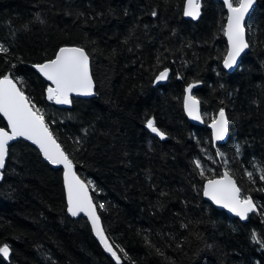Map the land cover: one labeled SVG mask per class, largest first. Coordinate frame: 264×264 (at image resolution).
Segmentation results:
<instances>
[{
  "label": "trees",
  "instance_id": "obj_1",
  "mask_svg": "<svg viewBox=\"0 0 264 264\" xmlns=\"http://www.w3.org/2000/svg\"><path fill=\"white\" fill-rule=\"evenodd\" d=\"M184 2L0 0V77L8 72L41 110L122 264H264V0L246 20L249 47L232 72L222 66L224 4L201 0L193 21ZM63 45L89 55L93 95L57 105L33 65ZM190 84L202 125L183 111ZM221 109L228 138L213 144L209 124ZM149 119L164 139L149 132ZM224 170L256 203L244 221L202 196L203 183ZM61 174L31 144L9 145L0 246L10 253L0 264H115L86 218L68 215Z\"/></svg>",
  "mask_w": 264,
  "mask_h": 264
},
{
  "label": "snow or ice",
  "instance_id": "obj_2",
  "mask_svg": "<svg viewBox=\"0 0 264 264\" xmlns=\"http://www.w3.org/2000/svg\"><path fill=\"white\" fill-rule=\"evenodd\" d=\"M254 2L255 0H237L234 4L232 0H224V5L229 13L227 26L224 29V34L228 39V51L223 60L226 69H231L241 53L249 47V43L245 39L244 19ZM200 9V0H187L184 15L195 20L200 16ZM155 14L153 12V15ZM0 52H7V49L0 46ZM33 67L50 82V86L47 87V99L54 101L57 105L70 104L69 97L73 93L77 96L93 95V80L89 74V55L82 47H60L53 59L34 64ZM167 78L168 70L165 69L155 79L159 82ZM193 87L195 85L190 84L186 88L188 95L184 98V108L192 119H200V102L191 95ZM0 115L6 119L8 129H10V131H6L4 128H0V169L5 167L10 141L22 137L38 146L46 161L52 165L63 166L68 213L73 217L80 213L86 215L105 251L113 256L116 264H120V257L113 251L100 226V219L96 214L87 186L73 171L72 159L54 139L41 110L17 87V82L9 75H3L0 78ZM226 125L225 112L221 109L218 117L213 118L209 125L213 129L214 140L224 139L228 130ZM146 127L161 139L165 138L164 133L159 130L152 119L147 120ZM196 167H201L199 162H196ZM248 175L251 177L252 173H248ZM204 195L216 204L227 208L241 220L246 219L249 213L256 211L253 200L241 196L240 188L237 187L236 182L227 171L220 179L208 180L204 186ZM252 239L255 243H261L255 233H253ZM9 253L10 249L7 244L0 246V256L7 259Z\"/></svg>",
  "mask_w": 264,
  "mask_h": 264
},
{
  "label": "water",
  "instance_id": "obj_3",
  "mask_svg": "<svg viewBox=\"0 0 264 264\" xmlns=\"http://www.w3.org/2000/svg\"><path fill=\"white\" fill-rule=\"evenodd\" d=\"M220 1L224 4V0H220ZM186 3H187V0H185L184 5H183V14H184V9H185ZM200 4H201V0H200ZM255 4H256V0H255V2H254V4H253L252 8H250V9H249V12L245 15V19H244V27H245L246 20L248 19L250 13L252 12V10H253ZM224 6H225V5H224ZM225 8H226V11H227V16H226V21H225L224 29H225L226 26H227V17H228V14H229V13H228V9H227L226 6H225ZM200 14H201V9H200ZM184 17H185L186 19L193 20L191 17H187V16H185V15H184ZM199 17H200V16H199ZM199 17H198V18H199ZM198 18H197V19H198ZM197 19H195V20H193V21H196ZM224 37H225V40H226L227 51H228V39H227V36H226L225 34H224ZM245 39H246V29H245ZM246 42H247V39H246ZM65 46H67V47H78V46H75V45H63V46H61V47H65ZM247 49H248V48H247ZM247 49H245V51H244L243 53H241V55L237 58V62H236V64H235L231 69H226V68L224 67V64H223L224 57L227 55V51H226V53H225V55H224V57H223V60H222V66H223V68H224L227 72H232V71H234V69L238 66V64H239V62H240L241 56L247 51ZM57 51H58V50H57ZM57 51H56V52H57ZM53 58H54V57H53ZM53 58H51V59H53ZM46 61H47V60H46ZM46 61H44V62H46ZM44 62H42V63H44ZM38 64H39V63H38ZM34 69H35V68H34ZM35 70H36V69H35ZM38 73H39V72H38ZM39 74H40V73H39ZM89 74H90V63H89ZM4 75H9V77L12 78L8 72L5 73ZM40 75H41V74H40ZM2 76H3V75H2ZM2 76H1L0 78H2ZM41 76H42V75H41ZM42 77H43V76H42ZM43 78H44V77H43ZM12 79L14 80V78H12ZM44 79H45V78H44ZM45 80H46V79H45ZM14 81L16 82V80H14ZM46 81H47V80H46ZM47 82L49 83V86H50V82H49V81H47ZM49 86H48V87H49ZM17 87L22 91V89L20 88V86L18 85V83H17ZM193 88H194V87H193ZM193 88H192L191 95H192L195 99H197V100L199 101V99L193 94ZM24 94H25V93H24ZM46 95H47V90H46ZM186 95H188V93H187L186 90H185L184 98H185ZM71 97H88V96H77L76 94L73 93V94H70V97H69V98H71ZM183 111H184L185 116L187 117V119H188L191 123L196 124V125H202V124H203L202 117H201V105H200V103H199L200 119H192V118L188 115V113L185 111V108H184V101H183ZM224 112H225V111H224ZM218 114H219V111H218L217 114L214 116V118H217V117H218ZM0 118L3 120V122H4V124H5L4 127L0 126V128H4L6 131H10V129H8L6 119H5L2 115H0ZM225 118H226V120H227V125H226V127H227V129H229V122H228V119H227L226 113H225ZM212 120H213V119H212ZM211 123H212V121L210 122V124H211ZM210 124H209V125H210ZM47 126H48V125H47ZM209 129H210L211 140H212L213 144L222 143V142L226 141V139L228 138V130H227L224 139H223V140L216 141V140L213 139V129H212L210 126H209ZM49 130H50V129H49ZM50 131H51V130H50ZM149 132H150L153 136H156V137L160 138L159 136H157V135H155L154 133H152L150 130H149ZM52 135H53V134H52ZM53 137H54V139L56 140V142L60 145L61 149L63 150L61 144L57 141V139L55 138L54 135H53ZM17 140H23V141H25V142L31 144L35 149H37V151H38L39 154L41 155V158H42V159H43L48 165H50L52 168H55V169H61V172H62V174H61V176H62V185H63V189H64V196H65L66 210H67V191H66V189H65V187H64V180H63V166H56V165H52V164H50L48 161H46V160L44 159L43 154L40 152V149L38 148V146L34 145L31 141H28V140H26V139H24V138H22V137L17 138L16 140L10 141V142H9V145L12 144L13 142L17 141ZM63 151H64V150H63ZM64 152H65V151H64ZM65 153H66V152H65ZM6 158H7V157H6ZM5 161H6V160H5ZM3 170H4V168H3V169H0V182H1L2 178H3ZM73 171L76 173V175L78 176V178H79V179H80V180H81V181L87 186L89 196L92 198L93 206H94L95 209H96V214H97V216H98L99 219H100V226H101V228H102L103 231H104V228H103V225H102V222H101V218H100V216H99V213H98V210H97L96 204L94 203V200H93V197H92V194H91L90 188H89V186L87 185V183H86L82 178H80V176H79L78 173L76 172V167H75V164H74V163H73ZM225 171H226V170L222 171L221 175L216 176V177H213V178H210V179H220V178H222L223 175H224V173H225ZM227 172H228V171H227ZM231 177H232V179L235 181L234 177H233V176H231ZM208 180H209V179H207V180L203 183L202 196H203L204 200L210 202V203L213 204L216 208L224 210V211H225L227 214H229L230 216L235 217V218H238L240 221H244V220H246V219L241 220L238 216H236L234 213H232L231 211H229L227 208H224V207H222L221 205L216 204V203L213 202L209 197H207V196L204 195V186L207 184ZM235 182H236V181H235ZM236 185H237V183H236ZM237 187H238V185H237ZM253 202H254V201H253ZM254 204H255V206H256V203H255V202H254ZM256 210H257V206H256ZM67 213H68V211H67ZM249 214H250V213H249ZM68 215H69L70 217H73V216H71L69 213H68ZM78 216H83L84 218H86V220H87V222H88V224H89V226H90V228H91V231H92V234H93L95 240L98 242V244L100 245V247L102 248V250H103V251H104V252H105V253H106V254H107V255L113 260V262L116 264V260L113 258V256H112L109 252L105 251L103 245L100 243L99 239H98L97 236L95 235V233H94V231H93V228H92V225H91V222H90V220L88 219V217H87L86 215H84L83 213H80V214H78L77 216H75V217H73V218H76V217H78ZM104 233H105V231H104ZM105 236H106V238L108 239L106 233H105ZM108 241H109L110 245L112 246L113 251H115V252L117 253V256H119L118 252L116 251V249L114 248V246L112 245V243L110 242L109 239H108ZM119 257H120V256H119ZM120 264H122V260H121V258H120Z\"/></svg>",
  "mask_w": 264,
  "mask_h": 264
}]
</instances>
